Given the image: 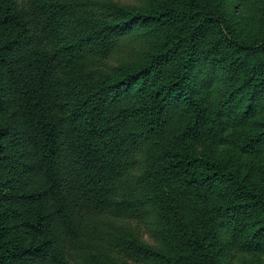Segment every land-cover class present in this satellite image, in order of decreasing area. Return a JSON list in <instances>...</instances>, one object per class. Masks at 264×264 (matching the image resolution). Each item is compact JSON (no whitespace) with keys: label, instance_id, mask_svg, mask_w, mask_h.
I'll list each match as a JSON object with an SVG mask.
<instances>
[{"label":"trees","instance_id":"16d2710c","mask_svg":"<svg viewBox=\"0 0 264 264\" xmlns=\"http://www.w3.org/2000/svg\"><path fill=\"white\" fill-rule=\"evenodd\" d=\"M143 1L0 0V264H68L84 239H99L88 264H264V23ZM133 29L138 59L103 75ZM208 58L227 80L220 151L192 84ZM125 202L156 219L157 245L103 228Z\"/></svg>","mask_w":264,"mask_h":264},{"label":"rangeland","instance_id":"374dc122","mask_svg":"<svg viewBox=\"0 0 264 264\" xmlns=\"http://www.w3.org/2000/svg\"><path fill=\"white\" fill-rule=\"evenodd\" d=\"M97 2L109 1L115 6L139 8L145 5L142 0H95ZM211 6L215 3L226 9L228 16L239 29L245 32H253L260 23H264V3L262 0H210ZM262 1V2H261ZM134 36H126L122 39L119 48L105 60L104 65L98 69L103 75L108 77H123L132 66V61L144 48V40L135 37L137 29L132 30ZM138 59V58H136ZM135 59V60H136ZM134 60V61H135ZM197 77L192 80V84L202 92L208 93L211 102V109L218 118L219 135L213 147L220 151L230 145L232 134L231 127L220 112L221 103L226 94L227 80L222 70H220L210 58L203 59ZM228 125V126H227ZM119 201V200H118ZM135 204L125 202L121 206H110L106 213L101 215L100 222L104 227L111 226L113 230L120 233L126 231L134 236L143 239L146 243L157 245L159 234L156 219L151 215L135 217L130 219L129 215L134 211ZM120 230V231H119ZM73 242L67 244L66 259L68 264H88L99 256V239Z\"/></svg>","mask_w":264,"mask_h":264}]
</instances>
